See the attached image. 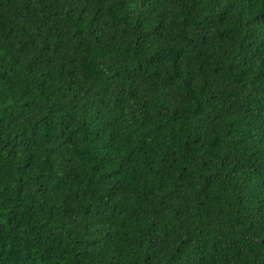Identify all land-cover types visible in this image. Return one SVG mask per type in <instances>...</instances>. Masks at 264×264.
I'll use <instances>...</instances> for the list:
<instances>
[{"label": "trees", "instance_id": "16d2710c", "mask_svg": "<svg viewBox=\"0 0 264 264\" xmlns=\"http://www.w3.org/2000/svg\"><path fill=\"white\" fill-rule=\"evenodd\" d=\"M0 264H264V0H0Z\"/></svg>", "mask_w": 264, "mask_h": 264}]
</instances>
